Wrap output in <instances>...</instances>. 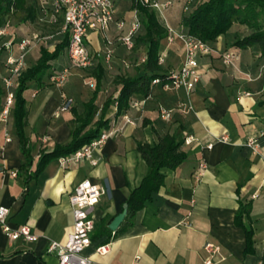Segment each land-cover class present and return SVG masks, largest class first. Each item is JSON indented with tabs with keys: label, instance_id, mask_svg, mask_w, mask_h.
I'll return each mask as SVG.
<instances>
[{
	"label": "crops",
	"instance_id": "1",
	"mask_svg": "<svg viewBox=\"0 0 264 264\" xmlns=\"http://www.w3.org/2000/svg\"><path fill=\"white\" fill-rule=\"evenodd\" d=\"M115 2V20H123L126 25L122 30L114 23L110 25L107 35L111 45L97 31L87 35L93 64L86 69L88 80L95 87V76L100 74L101 78L95 101L99 109L105 100L113 101L118 95L119 77H139L143 73L140 59L147 51L139 47V62H135L134 54L139 49L129 52L119 44L118 38L128 29L132 10L129 1L124 9ZM166 22L175 32L186 31L181 21L178 30L173 19ZM237 27L242 26L234 24L226 34L210 42L215 53L198 58L201 78L193 92L187 94L184 90L155 85L148 96L134 97L142 102L140 109L129 106L118 116H115L116 105L111 102L105 119L109 120L113 133L96 155L97 166L87 161L68 163L55 159L46 164L37 178L25 183L23 177H13L12 173L28 162L33 169L39 150L50 152L55 145L69 142L71 110L81 114L83 105L94 93V87L91 89L86 81L83 83L77 71L70 72L62 87L48 84L50 74L68 65L66 50L61 51L50 63L41 83H29L22 95L27 114L24 129L29 148L27 157L20 152L12 107L7 123H0V208L8 209L11 228L28 225L39 236L33 243L10 241L0 229V264H59L47 248L50 242L64 245L71 233L73 217L68 198L83 180L106 191L93 209L91 247L83 253L95 264H203L205 242L219 245L221 259L216 264H264V64L259 62L258 53L233 49L235 35L230 31ZM51 42L47 46L49 52L57 41ZM160 47L158 56L162 54L164 58L163 73L179 69L184 55L182 43L175 39L169 44L166 38ZM224 51L235 53L233 68L219 59ZM38 57L39 53L33 64ZM5 58L6 52L2 51L0 112L5 99L1 82L6 74ZM246 75L251 76V82L245 80ZM16 86L15 81L13 92ZM63 97L72 99L73 103L68 111L61 113L58 107ZM159 109L171 111L169 121L158 116ZM125 114L133 119V124H125L121 119ZM98 117L99 113L94 122ZM5 135L8 143L4 142ZM164 135H173L181 141L186 161L173 171L162 169L164 180L159 191L133 216L125 215L118 229L111 232L109 223L124 209L131 191L146 175L147 167L137 152V144L152 146ZM187 137L192 141L184 144ZM41 138L46 141L40 142ZM221 138L226 141H220ZM248 139H255L253 149L246 145ZM208 145L212 147L207 148ZM201 161L206 167L201 177H196ZM240 205L248 207L242 224L253 234L252 252L246 256L244 231L234 224ZM97 246H108L106 255L95 254Z\"/></svg>",
	"mask_w": 264,
	"mask_h": 264
},
{
	"label": "built area",
	"instance_id": "2",
	"mask_svg": "<svg viewBox=\"0 0 264 264\" xmlns=\"http://www.w3.org/2000/svg\"><path fill=\"white\" fill-rule=\"evenodd\" d=\"M135 4L144 6L151 11L162 13L170 6L167 1L164 4L158 0H135ZM39 8V16L37 21L43 26L51 28L53 31L40 38L39 34H32L26 39L21 38L16 40L10 30V24L6 22L0 28V53L6 52L5 69L6 75L2 78V84L6 91L4 105L0 112V123L6 124L10 108L13 105V92L11 88L14 82L25 70V57L29 49L35 46V42L43 40H52L55 37L67 35L68 43L66 46V55L68 65L80 71L90 68L92 64V56L87 48L88 33L91 31L99 32L103 36L105 43L111 45L108 38V31L112 23L115 24L118 30L124 29L126 22L123 20H115L116 7L114 0H37ZM187 10L188 8L185 7ZM141 26L139 20V12L132 10V16L125 34L118 38V42L124 49L129 52L134 50V38L137 35ZM167 42L173 43L175 39L182 43L184 47L183 62L179 69L172 70L166 73L164 78L157 77L152 80L151 85H159L163 89L169 90H184L187 94L195 90V86L201 78L199 71V57L210 56L216 50L212 45L207 44L198 38L191 37L187 32L177 33L170 27L166 26ZM2 39H6L3 41ZM3 41V42H2ZM222 64L229 67L235 66V53L232 51H224L219 54ZM145 57L140 59L144 63ZM158 64L163 65V56L157 58ZM69 67L62 69L58 73H52L48 77V84L51 86H62L68 76ZM247 82H251L252 78L249 75L245 76ZM89 87L94 85L89 82ZM249 96V93H243ZM34 96V95H33ZM72 99L63 97L59 108V112H66L72 107ZM129 106L132 109H140L142 102L131 101ZM187 109H191L188 107ZM171 111L159 109L158 116L164 120H170ZM121 119L126 125L133 124V119L129 116L122 115ZM112 129H102L98 137L92 140L88 145L82 147L72 155L61 158L63 162L79 163L87 161L91 166L98 165L96 155L100 154L103 144L112 135ZM45 138H41L40 142L44 143ZM192 141L191 137L184 140V144ZM220 141L225 142V138ZM4 142L8 143L9 138L5 135ZM247 146L254 148L256 146L255 139H248ZM208 145L207 148H211ZM206 164L201 161L196 169V177H201L202 171L205 170ZM15 177L16 173H12ZM106 191L101 186H98L89 180H83L77 184L73 193L68 198V203L71 208L73 217V228L67 236L66 242L58 244L50 242L47 252L55 255L59 264H95L88 257L83 255L84 251L91 247V232L94 230L95 219H93V209L98 205L100 199ZM9 211L6 208H0V229L5 238L10 241L23 240L24 242H36L39 236L32 233L28 225H22L18 228H11L8 224ZM202 251L205 256L203 264H216L221 258L220 247L211 242H205L202 246ZM108 246H97L94 248V253L97 255H106Z\"/></svg>",
	"mask_w": 264,
	"mask_h": 264
},
{
	"label": "trees",
	"instance_id": "3",
	"mask_svg": "<svg viewBox=\"0 0 264 264\" xmlns=\"http://www.w3.org/2000/svg\"><path fill=\"white\" fill-rule=\"evenodd\" d=\"M131 10L139 12L141 26L134 38V49L147 48L143 63V73L139 77H119L118 83L121 88L118 95L112 100L107 99L99 109L95 105L100 88V74L95 76L96 84L92 97L83 105V111L78 114L72 109L73 119L70 121V140L63 145H55L50 152L39 150L38 161L32 169L28 162L22 166L16 175L23 177L27 183L37 178L49 161L66 158L82 147L88 145L98 137L102 129H109L110 122L105 119L111 102L116 105L115 116L125 112L131 101H136L135 96H148L151 82L157 77L164 78L162 66L158 64L157 58L160 45L167 38L166 28L157 19L156 13L144 6L135 4V0H128ZM167 2V1H166ZM170 2V1H169ZM164 4V3H162ZM188 14L181 16V25L187 34L210 44L218 37L226 34L230 27L238 24L249 30V34L236 38L232 43L233 49H249L255 47L258 51L259 62L264 64V0H202L193 1L188 7ZM39 16L37 0H0V28L10 18H15L19 23H34ZM48 34L53 31L47 27ZM47 34V35H48ZM54 50L49 52L47 46L39 47V57L35 63L28 66L17 78V86L13 92L12 116L15 135L19 141L20 152L26 157L29 153L27 138L24 133L26 126V111L23 92L31 82L40 84L45 72L50 68V63L66 49L68 43L67 35L54 38ZM2 53V52H1ZM264 103V102H262ZM1 105V101H0ZM99 113L97 121L94 118ZM181 141L173 135H164L157 142L149 146L147 143H138L137 152L141 160L146 164L145 177L139 185L131 191L126 201V217L141 210L145 203L151 199V195L159 191L163 184L164 175L162 169L173 171L186 161L185 154L181 151ZM248 207L239 206L234 216V224L244 231L245 248L243 254L252 252V230L242 224V219L247 214Z\"/></svg>",
	"mask_w": 264,
	"mask_h": 264
},
{
	"label": "rangeland",
	"instance_id": "4",
	"mask_svg": "<svg viewBox=\"0 0 264 264\" xmlns=\"http://www.w3.org/2000/svg\"><path fill=\"white\" fill-rule=\"evenodd\" d=\"M116 1L119 2L120 9L121 8L124 9V5H125L126 1H128V0H116ZM168 1H170L171 4H170V6L168 8H166L165 11H163L161 14L156 12V11H154V12L156 13V16H157V19L159 20V22L165 28H166V23H167L166 21L168 20V18L173 19V21H174V23L176 25V28H177L178 27V21H181V19H182L181 16L182 15H187L188 12H189L188 9L187 10L185 9V7L188 8L193 1L197 2V1H202V0H168ZM115 3L116 2L114 0V4ZM7 22L10 24L9 32L12 35H14V38L16 40H19V39L25 38V37L27 39L32 34H39L40 38L44 37V36H46L48 34L47 27L43 26V24H39L38 21H36L34 23L21 24L15 18H10ZM177 30H178V28H177ZM177 33H181V32L177 31ZM230 33H231V35H235L234 39H236L237 37L238 38L244 37V36L248 35L250 32H249V30L245 29L244 27H237V28H233L232 31H230ZM50 42H51V40L50 41L49 40H43V41H40V42H35V46L32 47L31 49H29L28 52H27V55L25 57V65L27 67L32 65L34 60H35V58L38 56L37 52L39 50V47L41 45L42 46L43 45L44 46H49L52 43V42L51 43ZM248 50L249 51H248L247 54L258 53V51H257V49L255 47L249 48ZM140 51L141 50L139 48V50L136 51L137 53L134 54L135 55V60H136L135 62H139V60H138L139 55L137 56V54H139ZM66 67H69V65H67ZM71 71L72 72L73 71L80 72V76H81V79H82L83 83H84V81H86V85L89 87V80H88V73H87L88 71L87 70L79 71L77 69L69 67L67 78L69 77V74H70ZM5 72H6V69H5ZM64 85H65V83L62 86H64ZM62 86H60V87H62ZM13 88H14V85L11 88L12 92H13V90H12ZM5 94H6V91H4L3 96H5Z\"/></svg>",
	"mask_w": 264,
	"mask_h": 264
},
{
	"label": "water",
	"instance_id": "5",
	"mask_svg": "<svg viewBox=\"0 0 264 264\" xmlns=\"http://www.w3.org/2000/svg\"><path fill=\"white\" fill-rule=\"evenodd\" d=\"M126 212L127 210L125 206L124 209L117 216H115L114 219L109 223L108 229L111 232H115L118 229L119 225L122 223V221L125 218Z\"/></svg>",
	"mask_w": 264,
	"mask_h": 264
}]
</instances>
